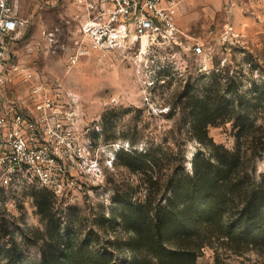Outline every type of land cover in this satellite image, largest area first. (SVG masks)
<instances>
[{
    "label": "rangeland",
    "instance_id": "obj_1",
    "mask_svg": "<svg viewBox=\"0 0 264 264\" xmlns=\"http://www.w3.org/2000/svg\"><path fill=\"white\" fill-rule=\"evenodd\" d=\"M14 1L26 23L15 61L43 73L48 90L59 96L54 121L74 145H57L51 155L59 168L57 186L48 190L53 194L29 187L25 178L13 177L5 185L0 171V246L14 242L26 264H43V253H52L56 228L60 233L54 242H63L69 231L73 246L92 243L114 252L129 242L132 235L120 226L121 218L128 214L127 202L145 199V189L140 175L124 167L123 154L175 148L172 139L180 134L187 141L180 147L189 171L197 154L209 157L208 148L188 142L187 112L180 101L201 95L202 87L214 81L228 79L232 93L262 101L255 110V141L246 148L258 156L257 180L264 176L259 141L264 144V0H164L177 6L175 22L184 35L173 52L152 55L139 53L141 44L131 41L96 48L84 32L89 16L84 0ZM196 47L202 48L200 55ZM13 92L15 102L33 117L37 110L30 86L18 84ZM209 136L234 151L231 124L210 128ZM41 194H50L47 216L37 206ZM113 217L118 225L110 221ZM121 254L115 262H133L128 253ZM197 264H264V246L216 242Z\"/></svg>",
    "mask_w": 264,
    "mask_h": 264
},
{
    "label": "trees",
    "instance_id": "obj_2",
    "mask_svg": "<svg viewBox=\"0 0 264 264\" xmlns=\"http://www.w3.org/2000/svg\"><path fill=\"white\" fill-rule=\"evenodd\" d=\"M227 80L204 85L202 96H188L185 102L181 98L188 142L210 150L209 157L195 156L191 171L180 147L187 141L180 134L172 139L178 144L175 148L152 146L145 154H123L124 167L140 175L145 189V199L127 202L128 214L121 218L120 226L132 235L129 242L114 252L92 243L73 246L69 231L63 242H54L60 233L56 228L50 236L52 253H43V264H119L115 260L124 252L132 257L130 264H197L202 252L216 242L264 246V176L257 180L258 156L246 148L255 141L259 121L255 110L262 101L232 93ZM225 124L235 132L234 151L217 146L209 136L210 128ZM50 194L37 197L41 216L51 211ZM110 221L118 225L114 217ZM0 264H26L14 242L0 246Z\"/></svg>",
    "mask_w": 264,
    "mask_h": 264
},
{
    "label": "built area",
    "instance_id": "obj_3",
    "mask_svg": "<svg viewBox=\"0 0 264 264\" xmlns=\"http://www.w3.org/2000/svg\"><path fill=\"white\" fill-rule=\"evenodd\" d=\"M89 14L84 32L95 47L114 48L115 44H141L139 53H168L179 48L184 35L176 26V7L164 0H84ZM26 27L13 0H0V171L1 181L25 178L29 187L51 190L57 186L59 170L51 157L56 146L73 147L63 135L57 118L58 95L48 90L44 75L15 61V46ZM201 47L195 53L200 55ZM77 60L72 61V66ZM30 86L36 114L28 116L13 89ZM52 191V190H51Z\"/></svg>",
    "mask_w": 264,
    "mask_h": 264
},
{
    "label": "crops",
    "instance_id": "obj_4",
    "mask_svg": "<svg viewBox=\"0 0 264 264\" xmlns=\"http://www.w3.org/2000/svg\"><path fill=\"white\" fill-rule=\"evenodd\" d=\"M14 1V0H13ZM14 3L16 4V2L14 1ZM16 6H17V4H16ZM18 7V6H17ZM22 19V18H21ZM23 20V19H22ZM23 21H25V20H23Z\"/></svg>",
    "mask_w": 264,
    "mask_h": 264
}]
</instances>
